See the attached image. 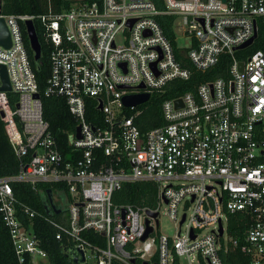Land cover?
<instances>
[{"label": "built area", "instance_id": "built-area-1", "mask_svg": "<svg viewBox=\"0 0 264 264\" xmlns=\"http://www.w3.org/2000/svg\"><path fill=\"white\" fill-rule=\"evenodd\" d=\"M67 1L57 12L49 7L40 20L50 46L45 93L62 98L77 123L68 132L70 159L43 116L25 48L20 23L33 16L0 12L11 38L8 48L0 46L11 85L10 92L0 91L1 118L15 154L24 159L17 173L0 177V214L18 263L50 264L32 230L38 213L18 203L13 182L33 190L64 186L66 191L49 187L60 212L47 220L65 248L83 250L86 264H134L137 257L143 264H223V255L239 244L228 232L229 215L238 212L250 221L241 249L250 264H264V51L242 57L258 36V20L264 23V0H163V9L152 0ZM159 15L176 16V47L184 60L176 57ZM180 25L191 37L187 48L176 40ZM254 33L250 45L238 48ZM221 61L223 75L206 74ZM193 69L205 73L193 90L162 96L174 81L189 80ZM139 93H147V101L162 98V123L145 131L135 122L141 104L122 101ZM88 106L100 113L95 124L87 119ZM142 180L156 185L153 208L112 202L123 183ZM161 203L179 224L175 237L156 232ZM146 219L152 231L141 240ZM87 233L104 236L106 246Z\"/></svg>", "mask_w": 264, "mask_h": 264}, {"label": "trees", "instance_id": "trees-1", "mask_svg": "<svg viewBox=\"0 0 264 264\" xmlns=\"http://www.w3.org/2000/svg\"><path fill=\"white\" fill-rule=\"evenodd\" d=\"M158 9L164 8L163 0H152ZM67 0H1V12L3 14L13 15H31L33 16V24L35 32L41 46V57L39 60L34 59V54L30 48L25 24L21 21V30L25 43V48L30 59L32 69L35 73L38 92L42 101L43 116L48 121L49 130L56 139L62 153L69 158L71 148L67 141L69 140L68 132H73L76 127V119L68 111L65 101L55 95H47L45 93L47 87V79L50 73L49 51L50 46L44 39V27L40 20V15L47 12L48 8L54 12L60 11L64 6H67ZM176 19L175 15H159L157 21L159 22L164 34L172 41L175 47V54L178 59L184 60L176 47L175 33L173 30V23ZM261 49L264 51V23L258 20V36L254 43L242 55L245 57L254 50ZM186 62V60H185ZM186 65V63H185ZM226 67V62L221 61L215 68L208 71L206 74L217 76L223 75ZM205 73L192 70V75L189 80H176L172 85L174 88L168 86V91L164 93L163 97H170L178 95L187 90H193L194 82L204 80ZM203 76V77H202ZM9 102L14 106V95L8 93ZM161 97L151 96L149 101L139 105L137 108L142 109V113L135 119L136 124L142 131L151 127L160 125L162 117L160 113ZM87 119L95 124V120L100 119V113L88 106L86 111ZM23 158L17 157L15 154L4 129V122L0 116V177L8 176L18 172L20 163ZM70 159V158H69ZM24 161V159H23ZM64 189V186L59 185H38V189L33 190L29 184L25 182H13V193L17 198L19 204L30 207L38 214L30 221L32 223V230L38 238L41 248L46 253L50 264H69L68 258L64 255L63 248L67 245L66 240L56 239L54 226L48 222L47 218L57 219V214L47 213L45 205H47L46 189ZM65 190V189H64ZM66 191V190H65ZM114 204H131L133 206L153 208L156 201V185L152 181H135L123 183L118 189L114 190L111 196ZM19 208V205H18ZM248 217L241 213L230 214L228 218V232L231 236L239 239V244L231 247L222 257L223 264H250L249 256L241 249L242 237L246 226L250 221ZM24 224L28 225L30 222L24 215L22 217ZM86 237L99 247L106 246V239L101 235H94L87 233ZM156 261V256L153 257L152 262ZM0 264H19L10 236L6 226L2 221L0 214ZM96 264V263H93ZM111 264H125L124 262L113 259ZM134 264H143V261L138 257L134 260Z\"/></svg>", "mask_w": 264, "mask_h": 264}, {"label": "water", "instance_id": "water-1", "mask_svg": "<svg viewBox=\"0 0 264 264\" xmlns=\"http://www.w3.org/2000/svg\"><path fill=\"white\" fill-rule=\"evenodd\" d=\"M0 12H1V0H0ZM25 29L29 41L30 48L33 51L34 59L39 60L41 57V46L37 34L35 32L34 24L32 19H26L24 21ZM256 37V33L253 36L244 42L243 44L239 45L238 48H244L251 44L252 40ZM11 45V38L8 27L5 23L3 17L0 16V46L8 48ZM240 68L242 67V63L239 64ZM0 91L10 92L11 85L7 75L6 67L3 64H0ZM149 98L147 93H139V94H130L124 95L122 98L124 106H135L138 104H142L146 102ZM0 116H3V112L0 111ZM76 135L79 136V126L76 128ZM52 189H46V197H47V205H45V210L47 213L58 214L60 209L56 207L52 199ZM148 216L156 217V212H151L149 210L146 211ZM146 229L144 234L141 237V240H144L149 233L152 231V227L149 225L148 219L145 221ZM220 234L222 232L220 226ZM64 255L68 258L69 264H86L85 256L83 250L78 247L70 246L68 248H63ZM132 262V261H131ZM144 264H149L147 261ZM156 264V263H154Z\"/></svg>", "mask_w": 264, "mask_h": 264}, {"label": "rangeland", "instance_id": "rangeland-1", "mask_svg": "<svg viewBox=\"0 0 264 264\" xmlns=\"http://www.w3.org/2000/svg\"><path fill=\"white\" fill-rule=\"evenodd\" d=\"M178 21H180V18H178ZM181 25L179 26V29H176V40L180 47H189L191 44V37H185V35L181 32ZM182 208L180 207L178 209V215L181 214ZM191 209H187V216H190ZM158 219V228H156V232L159 234L167 235L170 237L177 236L179 224L176 220H173L169 217V215L166 212V205L164 203H161L159 206V215L157 217ZM186 224L184 223L181 226V234L185 232ZM91 261L90 259L88 260ZM181 264H188L186 260L180 259Z\"/></svg>", "mask_w": 264, "mask_h": 264}]
</instances>
